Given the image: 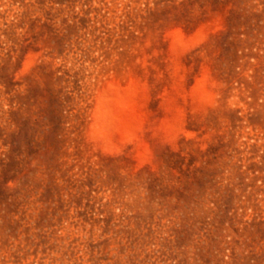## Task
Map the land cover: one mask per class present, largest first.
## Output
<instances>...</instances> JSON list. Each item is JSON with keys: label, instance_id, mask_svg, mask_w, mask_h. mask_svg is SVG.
I'll return each mask as SVG.
<instances>
[{"label": "rangeland", "instance_id": "374dc122", "mask_svg": "<svg viewBox=\"0 0 264 264\" xmlns=\"http://www.w3.org/2000/svg\"><path fill=\"white\" fill-rule=\"evenodd\" d=\"M0 264H264V0H0Z\"/></svg>", "mask_w": 264, "mask_h": 264}]
</instances>
